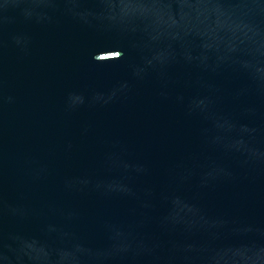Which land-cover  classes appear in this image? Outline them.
Instances as JSON below:
<instances>
[{
  "label": "water",
  "instance_id": "1",
  "mask_svg": "<svg viewBox=\"0 0 264 264\" xmlns=\"http://www.w3.org/2000/svg\"><path fill=\"white\" fill-rule=\"evenodd\" d=\"M0 264H264V0H0Z\"/></svg>",
  "mask_w": 264,
  "mask_h": 264
}]
</instances>
